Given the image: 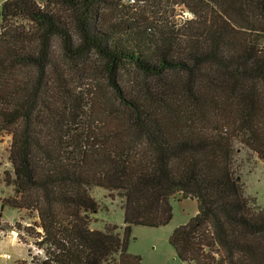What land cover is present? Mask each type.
Returning <instances> with one entry per match:
<instances>
[{"label":"trees","instance_id":"1","mask_svg":"<svg viewBox=\"0 0 264 264\" xmlns=\"http://www.w3.org/2000/svg\"><path fill=\"white\" fill-rule=\"evenodd\" d=\"M133 2L2 1L0 211L36 217L16 228L37 264H140L131 227L167 224L179 194L196 202L168 238L180 261L264 264L235 164L236 143L264 161V0ZM92 186L121 198L122 227H91Z\"/></svg>","mask_w":264,"mask_h":264},{"label":"rangeland","instance_id":"2","mask_svg":"<svg viewBox=\"0 0 264 264\" xmlns=\"http://www.w3.org/2000/svg\"><path fill=\"white\" fill-rule=\"evenodd\" d=\"M121 2L125 6L134 3L129 0H121ZM181 15L189 17L190 13L183 11ZM20 22L26 23L23 20ZM23 70L28 74L31 71L28 67H24ZM10 143L11 135L0 131V200L12 195V186L3 181L5 172L12 176V166L7 158ZM235 149V164L244 186V193L255 199L259 207L264 208V161L259 160L254 152L239 143L235 144ZM89 192L99 205V209L91 214V227L101 229L105 223L121 224L118 226L122 227L121 198L119 196L111 198L107 190L96 186L90 187ZM171 205L172 217L167 224L158 227L140 225L131 227L127 251L140 256V264H188L176 257L168 238L175 227L186 223L196 213V202L189 198L183 199L179 194H175L171 198ZM33 220H37L36 217L24 209L18 210L10 206L2 208L0 211V252H8L10 258L7 260L0 258V264H15L21 260L28 262L31 257L32 262L37 264V258L43 257V251L35 245V239L23 229L16 228V223L23 227L30 225Z\"/></svg>","mask_w":264,"mask_h":264},{"label":"built area","instance_id":"3","mask_svg":"<svg viewBox=\"0 0 264 264\" xmlns=\"http://www.w3.org/2000/svg\"><path fill=\"white\" fill-rule=\"evenodd\" d=\"M3 1V0H2ZM2 1H0V11H1V4H2ZM131 2H133V0H129ZM5 27H4V22H3V19L1 17V14H0V35L3 33ZM0 258L2 259H9L10 258V254L6 251H1L0 252ZM25 264H35L34 262H32V257L28 260V262H26Z\"/></svg>","mask_w":264,"mask_h":264},{"label":"crops","instance_id":"4","mask_svg":"<svg viewBox=\"0 0 264 264\" xmlns=\"http://www.w3.org/2000/svg\"><path fill=\"white\" fill-rule=\"evenodd\" d=\"M185 199H188V198H185ZM118 225H121V224H118ZM123 225V224H122Z\"/></svg>","mask_w":264,"mask_h":264}]
</instances>
